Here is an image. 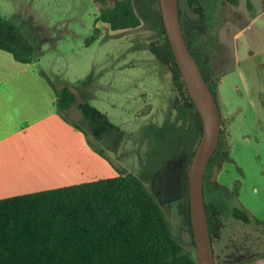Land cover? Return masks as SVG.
I'll list each match as a JSON object with an SVG mask.
<instances>
[{"label": "rangeland", "instance_id": "1", "mask_svg": "<svg viewBox=\"0 0 264 264\" xmlns=\"http://www.w3.org/2000/svg\"><path fill=\"white\" fill-rule=\"evenodd\" d=\"M133 4L140 17L137 27L108 31L95 23L98 37L84 44L96 14L91 0H0V16L18 26L34 48L27 64L0 50V89L44 97L50 88L41 71L56 86H68L76 101L104 112L116 129L95 146L109 158V174L122 170L138 178L184 243L182 215L172 203L181 194L196 124L169 70L147 49L155 34L146 0ZM212 17L211 81L229 144V184L238 191L235 203L264 222V0L226 2L213 7ZM218 49L220 58L214 56ZM69 115L78 118L75 109ZM220 175L219 181H229ZM226 220L217 263L264 255V224Z\"/></svg>", "mask_w": 264, "mask_h": 264}, {"label": "trees", "instance_id": "2", "mask_svg": "<svg viewBox=\"0 0 264 264\" xmlns=\"http://www.w3.org/2000/svg\"><path fill=\"white\" fill-rule=\"evenodd\" d=\"M91 1L96 14L84 44L98 37L95 23L108 31L133 29L140 24L133 0ZM227 2L237 4V0ZM245 2L249 5V0ZM193 8L199 10L198 4ZM153 30L155 36L148 42L147 49L169 70L181 103L193 114L200 136L199 119L180 78L159 13ZM0 50L22 64L33 60L32 44L18 26L2 16ZM39 74L53 93L55 112L83 134L89 148L110 162L102 148L95 146L116 129L108 116L86 101H76L68 86H56L46 74L41 71ZM71 109L78 112L77 119L70 117ZM218 114L215 151L220 161L227 156L228 143L219 109ZM202 194L210 243L213 244L216 239L219 242L223 238L222 210L227 202L221 196L218 201L209 200L203 183ZM231 208L232 215L245 223L253 219L256 224H264L248 211L241 212L236 206ZM190 241L187 245L176 238L159 205L140 180L122 170L112 177L0 199V264H198ZM212 255L215 264H220L215 260L219 253L216 257L213 252Z\"/></svg>", "mask_w": 264, "mask_h": 264}, {"label": "crops", "instance_id": "3", "mask_svg": "<svg viewBox=\"0 0 264 264\" xmlns=\"http://www.w3.org/2000/svg\"><path fill=\"white\" fill-rule=\"evenodd\" d=\"M109 168L55 112L51 89L44 97L0 89V199L115 176Z\"/></svg>", "mask_w": 264, "mask_h": 264}, {"label": "water", "instance_id": "4", "mask_svg": "<svg viewBox=\"0 0 264 264\" xmlns=\"http://www.w3.org/2000/svg\"><path fill=\"white\" fill-rule=\"evenodd\" d=\"M158 7L163 31L180 78L200 123V137L187 173L188 217L194 256L198 264H215L203 204L202 179L206 162L217 144L219 115L208 83L199 72L183 38L177 0H158ZM240 264H264V255L249 258Z\"/></svg>", "mask_w": 264, "mask_h": 264}, {"label": "flooded vegetation", "instance_id": "5", "mask_svg": "<svg viewBox=\"0 0 264 264\" xmlns=\"http://www.w3.org/2000/svg\"><path fill=\"white\" fill-rule=\"evenodd\" d=\"M207 2H208V6L206 4ZM226 2L227 0H179V3L177 4V12H178L180 28H183L181 29L183 38L185 34L186 39L184 38V40L186 42L188 51L192 56L202 77L208 83V87L213 95L214 101L216 100L215 104H217L216 105L217 111L219 109V105H218L217 95L215 93V89L211 81L212 60L210 59V54H209L210 51L209 44L212 38L211 36L212 33L210 28L208 27L212 22L213 7L218 6L219 8H221L223 6V3ZM203 3L206 4L205 7L203 6ZM196 4H198V8H199V10L197 11L193 8V6ZM145 10L147 13L146 14L147 19L152 22L156 20L158 23V13H159L158 0H146ZM190 13H192L193 16ZM210 19L211 21L210 23H208L207 21H209ZM216 53H219V49L215 51L214 56L216 58H220V55H216ZM198 136H199L198 128L196 127V139L191 143V147H189L190 149L185 155L187 164L190 163L192 157L191 154H193L192 152L196 147L195 144L198 139ZM228 155H229V144H228L227 156L223 160L219 161V155L217 151H215L214 149V151L212 152V154L210 155L209 159L206 162V166L203 173V179H202L203 189L205 188L206 197L209 200L215 202L218 201L219 196H221L227 202L224 204L225 210H222L224 228L226 227V222H227L226 219H228L229 217L238 224H240V226L246 224L242 220V218H236L231 213V209H232L231 206H236V208H238V210H240L241 212H243L244 209L242 205L237 203L238 191L232 189V186H230L229 184L230 176L228 175V173L231 170L227 161ZM187 173L188 170L187 172H185L183 182L181 183V194H179L180 192H178L177 195L178 197L175 198L172 204L174 205V208L178 209L179 213H181L182 215L181 217L183 221L180 228L184 234V243L190 245L191 244L190 240H192V234H191L189 217L187 219L188 210L186 209V205L188 204ZM219 175L222 177V179L229 181L227 183L219 181L218 180ZM235 200L237 201L236 203ZM251 223L253 225H256V222L253 219L251 220ZM218 245L220 244L217 241V239L215 240V242H213V244H211L212 252L214 253L215 257L216 254L219 253L217 252L216 249L218 248ZM222 249H224V246H220L219 251L224 252V250Z\"/></svg>", "mask_w": 264, "mask_h": 264}]
</instances>
